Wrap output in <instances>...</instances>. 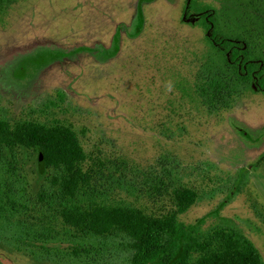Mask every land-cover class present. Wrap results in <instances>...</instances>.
<instances>
[{"label":"rangeland","instance_id":"rangeland-1","mask_svg":"<svg viewBox=\"0 0 264 264\" xmlns=\"http://www.w3.org/2000/svg\"><path fill=\"white\" fill-rule=\"evenodd\" d=\"M202 1L264 62V0ZM186 2L0 0V121L71 128L91 175L68 196L63 169L0 146V264H131L122 231L98 235L63 210L164 214L179 189L197 192L179 219L250 241L264 263V92Z\"/></svg>","mask_w":264,"mask_h":264},{"label":"trees","instance_id":"trees-1","mask_svg":"<svg viewBox=\"0 0 264 264\" xmlns=\"http://www.w3.org/2000/svg\"><path fill=\"white\" fill-rule=\"evenodd\" d=\"M184 12L187 16L199 15L202 25L210 31V43L227 56L242 76L264 92V62L251 53L244 40L222 33L215 8L202 0H187ZM118 46L115 44V51ZM38 59L34 56L27 65L38 67L43 63ZM35 61L39 63L34 64ZM0 146L37 150L45 167L63 169L65 174L60 184L68 196H75L79 187L91 180L90 172L83 167L87 154L76 132L67 126L0 121ZM196 199L195 190L179 189L175 193V208L164 214L98 204L80 211L65 209L62 215L68 224L98 235L122 231L132 240L131 264H264L258 249L250 241L243 245L234 234L225 230L207 236L203 221L193 224L179 219Z\"/></svg>","mask_w":264,"mask_h":264}]
</instances>
